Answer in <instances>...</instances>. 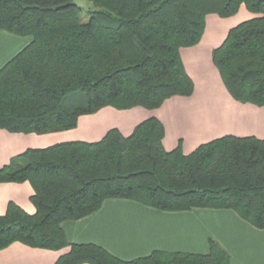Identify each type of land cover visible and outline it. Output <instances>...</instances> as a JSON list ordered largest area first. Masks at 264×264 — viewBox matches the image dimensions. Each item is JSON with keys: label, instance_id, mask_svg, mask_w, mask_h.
<instances>
[{"label": "trees", "instance_id": "trees-1", "mask_svg": "<svg viewBox=\"0 0 264 264\" xmlns=\"http://www.w3.org/2000/svg\"><path fill=\"white\" fill-rule=\"evenodd\" d=\"M0 0V29L31 41L0 68V128L49 133L71 129L104 106L154 109L193 83L180 48L196 44L209 13L233 15L241 4L256 16L229 29L212 62L230 95L264 105V0ZM162 123L149 117L128 136L117 128L95 142L29 148L0 168V182L28 181L33 214L13 202L0 215V249L18 241L68 251L54 264H225L209 252L153 251L122 260L93 243H70L64 220L125 198L165 211L231 209L264 229V140L225 135L188 154L162 146Z\"/></svg>", "mask_w": 264, "mask_h": 264}, {"label": "crops", "instance_id": "crops-1", "mask_svg": "<svg viewBox=\"0 0 264 264\" xmlns=\"http://www.w3.org/2000/svg\"><path fill=\"white\" fill-rule=\"evenodd\" d=\"M254 16L243 4L228 17L214 13L205 16L200 40L179 51L193 83L190 95L171 96L154 109L104 106L79 116L75 127L62 131L37 134L0 128V168L29 148L68 141L95 142L111 128L128 136L149 117L162 123L166 151L180 143L182 153L188 154L200 144L225 135L264 140V105L235 100L212 62L213 49L223 42L229 29ZM30 41L31 36L0 29V68ZM32 193L28 181L0 182V215L9 202L33 214ZM60 228L68 242L93 243L122 260L144 257L156 250L206 254L212 239L225 252V264H264V229L253 227L231 209L165 211L131 199L107 198L94 212L62 221ZM67 251L68 247L50 250L15 241L0 249V264H54Z\"/></svg>", "mask_w": 264, "mask_h": 264}, {"label": "rangeland", "instance_id": "rangeland-1", "mask_svg": "<svg viewBox=\"0 0 264 264\" xmlns=\"http://www.w3.org/2000/svg\"><path fill=\"white\" fill-rule=\"evenodd\" d=\"M74 2L82 8V11L80 13L81 22L83 23L87 22L89 19L87 10L91 8L90 2H88L87 0H74Z\"/></svg>", "mask_w": 264, "mask_h": 264}]
</instances>
